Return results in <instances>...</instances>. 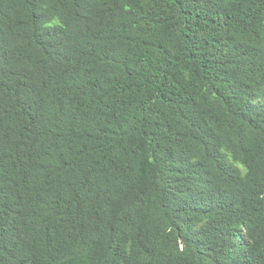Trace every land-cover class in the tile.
Instances as JSON below:
<instances>
[{
	"label": "trees",
	"instance_id": "trees-1",
	"mask_svg": "<svg viewBox=\"0 0 264 264\" xmlns=\"http://www.w3.org/2000/svg\"><path fill=\"white\" fill-rule=\"evenodd\" d=\"M0 264H264V0H0Z\"/></svg>",
	"mask_w": 264,
	"mask_h": 264
}]
</instances>
